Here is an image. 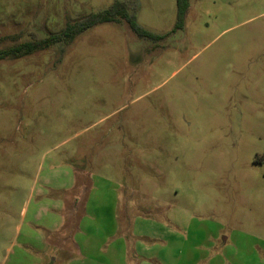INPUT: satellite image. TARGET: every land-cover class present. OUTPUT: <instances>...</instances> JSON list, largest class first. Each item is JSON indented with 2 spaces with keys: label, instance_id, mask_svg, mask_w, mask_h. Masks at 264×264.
Instances as JSON below:
<instances>
[{
  "label": "rangeland",
  "instance_id": "1",
  "mask_svg": "<svg viewBox=\"0 0 264 264\" xmlns=\"http://www.w3.org/2000/svg\"><path fill=\"white\" fill-rule=\"evenodd\" d=\"M0 264H264V0H0Z\"/></svg>",
  "mask_w": 264,
  "mask_h": 264
},
{
  "label": "trees",
  "instance_id": "2",
  "mask_svg": "<svg viewBox=\"0 0 264 264\" xmlns=\"http://www.w3.org/2000/svg\"><path fill=\"white\" fill-rule=\"evenodd\" d=\"M177 6V22L175 30L182 29L184 25L185 15L189 8V0H176ZM124 21L130 30L140 39L157 41L162 39L153 32H150L137 23L135 14L128 10V6L125 2L116 1L113 5L101 12L90 14L87 17L81 18L76 22L67 25L62 31L51 35L50 37L37 41L30 42L22 45H15L8 49L0 50V59H3L10 55L30 54L36 51L45 50L52 44L67 42L70 43L75 37L90 30L91 28L102 23L119 24Z\"/></svg>",
  "mask_w": 264,
  "mask_h": 264
}]
</instances>
